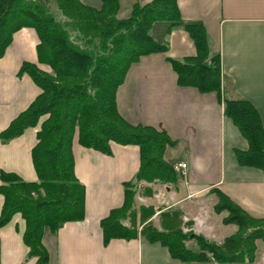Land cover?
<instances>
[{"label":"crops","instance_id":"crops-1","mask_svg":"<svg viewBox=\"0 0 264 264\" xmlns=\"http://www.w3.org/2000/svg\"><path fill=\"white\" fill-rule=\"evenodd\" d=\"M78 1L94 9L101 7V0ZM118 1L117 15L121 2L129 15L133 4L149 0ZM177 6L181 21L174 26L164 21L166 25L157 33L156 42L166 45V52L142 56L130 65L116 90V107L129 124L153 127L174 142L163 153L168 165H186L175 171V185L138 183L139 192L153 188L159 194L156 198L155 193L143 195L144 203L166 205L146 222L162 231L161 215L177 212L183 232L219 245L238 227L223 222L226 211L214 210V191L250 217L264 219V174L237 163L234 152L246 151L248 142L224 115L225 100H245L258 113L264 132V0H177ZM184 24L201 26L210 53L219 55L220 95L177 85L176 73L166 58L181 60L196 54ZM37 44L36 32L23 27L12 35L0 57V132L41 93L28 74L20 73L21 65L30 63L50 72L38 61ZM44 118L19 136L0 142V172L15 174L25 182L37 181L31 150ZM109 146V155L87 149L78 144L75 135L74 173L85 189V214L81 221L66 222L56 232L44 228L41 241L48 253L47 264H186L173 258L161 243L146 240L140 234L141 226L136 238L111 239L103 244L100 221L122 206V184L133 181L139 168L136 145L110 142ZM2 204L0 195V212ZM24 230L25 221L19 213L0 227V264H35V258L27 256ZM259 242L263 244L258 239L255 245ZM186 245L197 248L193 240Z\"/></svg>","mask_w":264,"mask_h":264},{"label":"trees","instance_id":"trees-1","mask_svg":"<svg viewBox=\"0 0 264 264\" xmlns=\"http://www.w3.org/2000/svg\"><path fill=\"white\" fill-rule=\"evenodd\" d=\"M118 0H101L94 9L78 0H0V57L23 27L32 28L38 37V61L49 73L23 63L26 73L41 93L30 106L0 132V142L19 136L48 114L36 134L31 150L36 182L22 181L17 175L0 172L3 204L0 227L19 213L25 221L23 242L28 258L47 264L48 253L42 245L45 227L56 232L64 223L84 218V186L74 173L72 143L75 135L80 146L110 154V142L136 145L139 168L134 180L124 182L122 206L112 209L100 221L103 244L111 239L129 240L140 234L159 242L170 255L186 264H253L256 240L264 244V219H254L224 194L214 191L216 212L226 211L224 223H234L237 231L221 244L181 230L179 213L161 215L162 231L146 222L152 209L132 210L140 181L175 185L176 173L163 160V153L174 142L150 126L131 125L118 113L115 94L131 64L140 57L165 53L167 48L151 35L157 21L171 26L181 21L177 0H149L133 4L125 18H119ZM196 54L181 60L166 58L176 73L178 86L193 87L201 93L220 95V59L211 54L206 34L197 24H184ZM224 115L229 117L248 142L246 151L234 152L240 166L260 169L264 174V132L258 113L245 100H225ZM189 225V224H188ZM193 240L196 250L185 247Z\"/></svg>","mask_w":264,"mask_h":264},{"label":"rangeland","instance_id":"rangeland-1","mask_svg":"<svg viewBox=\"0 0 264 264\" xmlns=\"http://www.w3.org/2000/svg\"><path fill=\"white\" fill-rule=\"evenodd\" d=\"M48 2L50 3V6L53 8V0H48ZM124 2H121V9L118 13L117 16H119V18H124V17H127L128 15V12L129 10H124ZM165 22L164 21H157L155 23H153L152 27H151V35L152 37L154 38V40H158L159 42V36H158V31L160 30V28H163V26H165ZM162 30V29H161ZM43 117L44 118V121L48 118V114L47 115H44ZM141 182V181H140ZM148 183V182H147ZM151 183H156L155 181L154 182H151ZM157 189H153L152 188V191L151 190H148L146 189V191L144 192H139L138 191V188H137V191L136 193H138V195L136 196V193L134 195V198H133V204H132V210L135 211L137 213V220L140 216V211L139 209L140 208H145V209H152L154 211V213L156 212V209H160V208H163L165 207L166 205L164 203H161V204H157L156 205H152L150 203H144L143 200L140 199V197H143V195H149V196H152L154 193H155V198L156 196H159L158 192L156 191ZM189 232V231H188ZM184 245L185 247L191 249L190 245H186V242H184ZM197 248H193V250H196ZM253 264H264V245L259 242L257 243V246H256V252H255V259H254V262Z\"/></svg>","mask_w":264,"mask_h":264},{"label":"built area","instance_id":"built-area-1","mask_svg":"<svg viewBox=\"0 0 264 264\" xmlns=\"http://www.w3.org/2000/svg\"><path fill=\"white\" fill-rule=\"evenodd\" d=\"M185 167H186V165L184 163H177V164L173 165L172 168L174 171H182Z\"/></svg>","mask_w":264,"mask_h":264}]
</instances>
